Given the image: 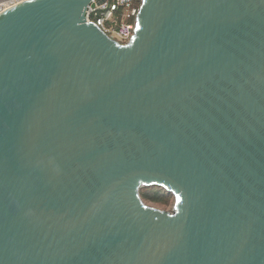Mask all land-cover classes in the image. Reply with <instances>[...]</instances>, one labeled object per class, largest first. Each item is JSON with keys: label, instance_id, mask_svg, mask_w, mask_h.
Listing matches in <instances>:
<instances>
[{"label": "water", "instance_id": "obj_1", "mask_svg": "<svg viewBox=\"0 0 264 264\" xmlns=\"http://www.w3.org/2000/svg\"><path fill=\"white\" fill-rule=\"evenodd\" d=\"M94 1L0 17V264H264V0Z\"/></svg>", "mask_w": 264, "mask_h": 264}, {"label": "built area", "instance_id": "obj_2", "mask_svg": "<svg viewBox=\"0 0 264 264\" xmlns=\"http://www.w3.org/2000/svg\"><path fill=\"white\" fill-rule=\"evenodd\" d=\"M27 0H0V15ZM95 2L94 0H92ZM142 0H104L88 7L85 18L119 44H128L133 36Z\"/></svg>", "mask_w": 264, "mask_h": 264}, {"label": "rangeland", "instance_id": "obj_3", "mask_svg": "<svg viewBox=\"0 0 264 264\" xmlns=\"http://www.w3.org/2000/svg\"><path fill=\"white\" fill-rule=\"evenodd\" d=\"M157 187H144L142 189H140L139 191V195L140 197L143 196V194L145 195H150L152 196L153 199L150 200H146L144 198L141 197L142 202L148 206L151 207L153 209L159 210V211H172L173 209V204H174V196L169 193L164 191H155ZM155 189V190H153ZM156 192V193H155Z\"/></svg>", "mask_w": 264, "mask_h": 264}, {"label": "bare ground", "instance_id": "obj_4", "mask_svg": "<svg viewBox=\"0 0 264 264\" xmlns=\"http://www.w3.org/2000/svg\"><path fill=\"white\" fill-rule=\"evenodd\" d=\"M35 1H37V0H27V1H25L24 3L19 4V5L15 6L14 8H11V9L7 10V11L4 12L3 14H5V13H7V12H9V11H11V10H13V9H15V8H17V7H19V6H21V5H23V4H31V3H34ZM3 14H1L0 17H1Z\"/></svg>", "mask_w": 264, "mask_h": 264}, {"label": "trees", "instance_id": "obj_5", "mask_svg": "<svg viewBox=\"0 0 264 264\" xmlns=\"http://www.w3.org/2000/svg\"><path fill=\"white\" fill-rule=\"evenodd\" d=\"M154 187H156V186H154ZM157 190H155V189H153V190H155V191H164L162 188H160V187H157L156 188ZM156 193V192H155ZM142 198H144V199H146V200H150V199H153L152 198V196H150L149 194L148 195H145V194H143V196H141Z\"/></svg>", "mask_w": 264, "mask_h": 264}]
</instances>
